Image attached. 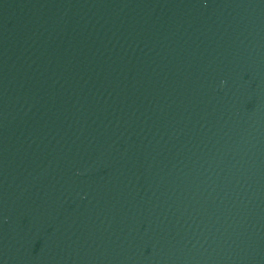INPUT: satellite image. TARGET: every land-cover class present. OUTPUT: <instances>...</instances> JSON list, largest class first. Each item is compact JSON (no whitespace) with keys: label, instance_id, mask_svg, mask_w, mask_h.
Wrapping results in <instances>:
<instances>
[{"label":"water","instance_id":"obj_1","mask_svg":"<svg viewBox=\"0 0 264 264\" xmlns=\"http://www.w3.org/2000/svg\"><path fill=\"white\" fill-rule=\"evenodd\" d=\"M0 264H264V0H0Z\"/></svg>","mask_w":264,"mask_h":264}]
</instances>
